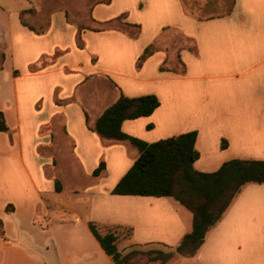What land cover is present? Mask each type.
<instances>
[{
	"label": "crops",
	"instance_id": "crops-1",
	"mask_svg": "<svg viewBox=\"0 0 264 264\" xmlns=\"http://www.w3.org/2000/svg\"><path fill=\"white\" fill-rule=\"evenodd\" d=\"M119 93L159 102L126 135L195 132L198 172L264 161V0L206 16L183 0H0V264H113L88 222L136 256L190 231L172 197L111 193L138 150L90 127ZM163 264H264V183L242 186L193 257Z\"/></svg>",
	"mask_w": 264,
	"mask_h": 264
},
{
	"label": "trees",
	"instance_id": "trees-1",
	"mask_svg": "<svg viewBox=\"0 0 264 264\" xmlns=\"http://www.w3.org/2000/svg\"><path fill=\"white\" fill-rule=\"evenodd\" d=\"M115 20H119V17ZM111 22L113 21L102 25L107 28ZM77 46L81 47L79 35ZM152 50L153 46L149 45L141 53L136 67L141 66ZM160 69L163 70L164 67ZM158 105V99L154 95L126 97L119 93L115 101L95 119L90 129L104 140L125 141L138 150V156L111 193L172 197L190 211V231L182 236L173 250L143 253L149 261L163 264L174 257L190 258L196 254L206 233L218 223L242 186L250 182L264 183V161L232 159L224 162L214 172L201 173L193 168V163L198 158L194 147L195 132H185L152 143L122 132L123 121L149 116ZM0 131H8L1 113ZM103 170V162H100L93 175L97 176ZM55 190L60 191L58 180H55ZM88 227L113 264L129 263L135 252L121 254L113 232L100 234L92 222H88ZM0 236H3L2 232Z\"/></svg>",
	"mask_w": 264,
	"mask_h": 264
},
{
	"label": "rangeland",
	"instance_id": "rangeland-1",
	"mask_svg": "<svg viewBox=\"0 0 264 264\" xmlns=\"http://www.w3.org/2000/svg\"><path fill=\"white\" fill-rule=\"evenodd\" d=\"M185 6L189 9V10H194L196 11L197 14L199 15H217L219 13H221L222 11L226 10L228 7V3L229 0H183ZM218 2H222V3H218ZM80 198H84L85 196L82 193H79ZM62 201V199H61ZM63 202V201H62ZM72 209L82 213L85 205L83 203V201H79L76 204H72ZM129 252H132L129 251ZM128 252V253H129ZM139 254H133L132 257V261L130 260L131 264H147L148 263V259H147V255L144 254V256H136Z\"/></svg>",
	"mask_w": 264,
	"mask_h": 264
}]
</instances>
